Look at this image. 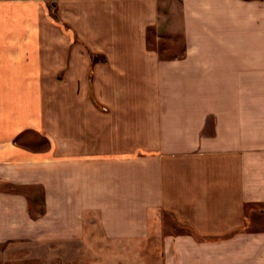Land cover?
Returning a JSON list of instances; mask_svg holds the SVG:
<instances>
[{
  "label": "crops",
  "instance_id": "crops-1",
  "mask_svg": "<svg viewBox=\"0 0 264 264\" xmlns=\"http://www.w3.org/2000/svg\"><path fill=\"white\" fill-rule=\"evenodd\" d=\"M0 248L264 264V0H0Z\"/></svg>",
  "mask_w": 264,
  "mask_h": 264
},
{
  "label": "rangeland",
  "instance_id": "rangeland-1",
  "mask_svg": "<svg viewBox=\"0 0 264 264\" xmlns=\"http://www.w3.org/2000/svg\"><path fill=\"white\" fill-rule=\"evenodd\" d=\"M42 1L47 5L48 9L51 10L52 12V0H42ZM148 43L150 45L149 47L151 48L165 50L164 52L162 51L161 53L162 56H165V57L176 56V55H179V53L181 52V45H180L179 40L172 39V38H165V40H161V39L158 40L156 39V35H154V32L152 30H150V32L148 33ZM163 222H165L166 225H169L172 223L171 219L167 216H164ZM175 231L179 232L181 230L176 229ZM94 232H95V228H94ZM12 254L13 256H22L26 254V252L16 251Z\"/></svg>",
  "mask_w": 264,
  "mask_h": 264
}]
</instances>
